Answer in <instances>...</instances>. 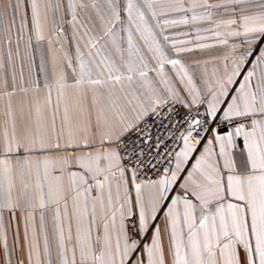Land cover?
Segmentation results:
<instances>
[{"label":"snow or ice","instance_id":"6c2138e0","mask_svg":"<svg viewBox=\"0 0 264 264\" xmlns=\"http://www.w3.org/2000/svg\"><path fill=\"white\" fill-rule=\"evenodd\" d=\"M86 7L0 0L7 264H264V0H103L102 34Z\"/></svg>","mask_w":264,"mask_h":264},{"label":"crops","instance_id":"0c3cea01","mask_svg":"<svg viewBox=\"0 0 264 264\" xmlns=\"http://www.w3.org/2000/svg\"><path fill=\"white\" fill-rule=\"evenodd\" d=\"M5 2L9 3V5L12 3V0H5ZM68 0H64L65 5L67 4ZM212 2H218V0H212ZM83 3L87 5V7L83 10H80V16L82 19L91 17L92 21L96 24L97 28V33L102 34L101 31V22L100 18L97 15V9L92 7V4L95 3L98 8H100V15H103V9L101 7L103 0H83ZM121 3H123V0H121ZM23 10V9H22ZM9 15L12 13L11 7H9ZM29 17H30V12H29ZM19 17H17V20ZM51 26L49 25V28ZM65 28V37L67 38V42L65 43V49L66 50H71L72 54L74 55L75 53V47H76V40H73L72 37V29L68 24H64ZM187 31V29H177V31ZM48 37L53 39L54 41L58 39L56 34L52 31L49 30L47 33ZM177 38H182V37H177ZM77 40H80V47L83 49L86 38L85 39H80L79 36L76 38ZM54 48H58V45H54ZM6 51V50H5ZM43 54L45 60L48 62V67L49 70L51 69V57H52V52L49 50V45L47 43V39L43 42L42 47L40 49H37L35 46V41H33V47L29 50L26 51L25 45L22 42L20 46V55L16 57L15 59V65H16V70L19 72L20 65H21V60L23 59L24 63V74L25 78L28 76V68H27V57H32L35 60V63L38 67L41 55ZM222 53L219 51H213V50H206L205 52H193L190 54H186L184 57L185 63L189 66L190 72L194 74V79L197 83V86L203 87V81H211L213 79V69L214 67H218L222 69V64L217 62L215 65L213 63H208L204 64L202 61L210 59L214 55H221ZM197 61H201V63H197ZM166 71H168L170 74L172 72L171 67L168 66L166 68ZM152 75H155L154 73ZM21 101L25 102V109H24V117L27 119L28 113H29V107L28 103L30 101L29 98H25L22 95H18L14 101L15 104L19 105ZM39 101L42 105L45 104V93L41 91L39 93ZM3 105L0 103V112H2ZM63 110V105H61V113ZM2 119V117H0ZM49 122H50V113H49ZM242 145V141L239 142ZM238 151V150H237ZM194 162V161H193ZM15 223L12 225V230H15ZM48 227H49V232H51V216H48ZM23 234V228L21 226V236ZM12 244V233H9V246L11 247ZM17 256H19V253H17ZM0 264H7V257L5 256L3 252V243L0 241ZM15 264V261H14Z\"/></svg>","mask_w":264,"mask_h":264},{"label":"built area","instance_id":"2783aa9c","mask_svg":"<svg viewBox=\"0 0 264 264\" xmlns=\"http://www.w3.org/2000/svg\"><path fill=\"white\" fill-rule=\"evenodd\" d=\"M179 107V106H178ZM183 111V110H182Z\"/></svg>","mask_w":264,"mask_h":264}]
</instances>
